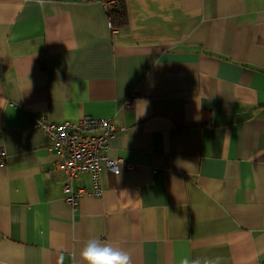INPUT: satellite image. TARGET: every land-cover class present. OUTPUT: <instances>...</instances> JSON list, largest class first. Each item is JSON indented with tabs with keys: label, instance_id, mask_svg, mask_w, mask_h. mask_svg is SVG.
I'll return each mask as SVG.
<instances>
[{
	"label": "crops",
	"instance_id": "crops-1",
	"mask_svg": "<svg viewBox=\"0 0 264 264\" xmlns=\"http://www.w3.org/2000/svg\"><path fill=\"white\" fill-rule=\"evenodd\" d=\"M107 1L0 0V264H84L92 238L132 264H264V0H125L119 29ZM35 114L125 127L101 196L82 173L66 202Z\"/></svg>",
	"mask_w": 264,
	"mask_h": 264
},
{
	"label": "built area",
	"instance_id": "built-area-1",
	"mask_svg": "<svg viewBox=\"0 0 264 264\" xmlns=\"http://www.w3.org/2000/svg\"><path fill=\"white\" fill-rule=\"evenodd\" d=\"M118 0H108L107 10L117 6ZM135 98L130 96L126 104L130 106ZM34 126L45 131L52 140V148L58 155L57 167L64 172L63 184L64 198L73 210L80 206L81 198L88 193L85 187H76L75 180L82 173H89L93 188L90 191L95 196H101L103 188L101 184L102 164L113 174L122 171V160L108 155L110 140L124 126H116L109 118L84 116L76 121L65 120L56 122L46 114L34 115ZM6 151L0 149V156L4 157ZM1 163H3L1 161ZM126 168H132V164H126Z\"/></svg>",
	"mask_w": 264,
	"mask_h": 264
},
{
	"label": "clouds",
	"instance_id": "clouds-1",
	"mask_svg": "<svg viewBox=\"0 0 264 264\" xmlns=\"http://www.w3.org/2000/svg\"><path fill=\"white\" fill-rule=\"evenodd\" d=\"M84 264H132V259L127 251L113 247L111 244L102 243L96 238L89 239L80 252ZM181 264H218L207 258L189 260L184 258Z\"/></svg>",
	"mask_w": 264,
	"mask_h": 264
},
{
	"label": "trees",
	"instance_id": "trees-1",
	"mask_svg": "<svg viewBox=\"0 0 264 264\" xmlns=\"http://www.w3.org/2000/svg\"><path fill=\"white\" fill-rule=\"evenodd\" d=\"M111 26L114 29L124 27L128 23V9L125 0H118L117 6L108 10Z\"/></svg>",
	"mask_w": 264,
	"mask_h": 264
},
{
	"label": "bare ground",
	"instance_id": "bare-ground-1",
	"mask_svg": "<svg viewBox=\"0 0 264 264\" xmlns=\"http://www.w3.org/2000/svg\"><path fill=\"white\" fill-rule=\"evenodd\" d=\"M81 176V175H80Z\"/></svg>",
	"mask_w": 264,
	"mask_h": 264
}]
</instances>
